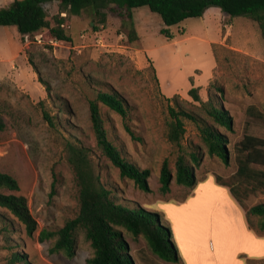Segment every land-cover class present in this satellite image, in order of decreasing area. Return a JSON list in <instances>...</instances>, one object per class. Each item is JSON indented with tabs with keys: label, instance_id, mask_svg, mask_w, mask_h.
<instances>
[{
	"label": "rangeland",
	"instance_id": "1",
	"mask_svg": "<svg viewBox=\"0 0 264 264\" xmlns=\"http://www.w3.org/2000/svg\"><path fill=\"white\" fill-rule=\"evenodd\" d=\"M11 1L5 0L4 4ZM43 6L54 24L59 1L51 0ZM133 14L138 34L134 41L130 40L121 17L109 11L104 24L92 11L68 15L66 23L70 27L65 31L71 40L57 44L50 43L48 37L39 42L35 37L38 32L25 39L18 35L15 25L0 26V62L16 65L10 69L0 63V109L6 122V128L0 130V172L17 178L20 189L15 193L27 197L38 222L37 230L29 235L24 224L0 207V264H19L12 260L16 251L26 255L32 264H88L94 255L82 230L76 234L73 257L50 251L55 238L39 240L42 229L57 230L79 211L78 187L66 150L68 141L91 149L101 181L113 188L118 203L160 212L166 225L171 226L168 211L165 217L166 211L160 204L181 203L196 188L178 184L174 176L170 192L162 193L159 176L166 158L174 175L177 157L184 153L194 164L198 182L218 177L220 182L238 187L235 174L238 158L243 154L237 150V144L246 133L264 137V121L247 114L251 105L264 112V37L259 24L246 16L232 17L220 8L170 27L147 6L134 8ZM165 28L173 37L162 32ZM121 32L127 34L126 38L120 36ZM42 33L48 35L49 31L44 29ZM17 47L22 48L23 55L12 62L7 55ZM40 77L49 83V91ZM217 86L222 88V94ZM192 87H198L202 101L212 98L229 111L232 130L220 126L206 113L201 101L189 94ZM99 91L117 92L126 101V119L103 104L101 114L109 138L122 154L141 168L151 170L150 192L122 177L97 147L89 101ZM170 107L193 112L223 132L228 138V163L209 153L198 124L192 120L185 119L181 146L170 141ZM44 110L53 116L52 126L45 120ZM192 152L200 156L198 163L191 159ZM252 166L264 170L263 165ZM240 187L243 191L244 187ZM259 203H264V188L249 193L243 202L249 227L259 237L247 242V247L261 252L255 257L240 253L238 257L244 264L264 262L261 218L248 213L251 206ZM209 208L202 207V212L175 210L183 230L177 233V244L182 236L185 246L202 249L203 215ZM215 218L219 225L216 250L229 261L226 247L236 243L238 236L221 217ZM123 230L135 264H175L156 255L143 235ZM220 244L224 250L219 248ZM199 255L202 252L192 253L201 264H212Z\"/></svg>",
	"mask_w": 264,
	"mask_h": 264
},
{
	"label": "trees",
	"instance_id": "2",
	"mask_svg": "<svg viewBox=\"0 0 264 264\" xmlns=\"http://www.w3.org/2000/svg\"><path fill=\"white\" fill-rule=\"evenodd\" d=\"M49 1L51 0H13L8 5L0 6V26L15 25L22 35L41 33L42 38L48 37L50 43L54 40L69 41L71 37L61 26L66 23L68 15H81L84 11H92L99 17V23L104 24L109 11L121 17L122 25L128 28L130 40L134 41L138 38L134 23V8L149 7L169 27L177 25L189 17H201L211 8H220L221 11L232 17L246 16L256 21L264 37V0H58L60 10L54 16V24L51 23L43 6ZM62 12H66L67 16H61ZM94 28L99 29L96 25ZM44 29L49 31L48 35L42 33ZM162 32L173 37L168 28L163 29ZM40 81L49 91V83L41 77ZM216 89L222 94L221 87L217 86ZM189 94L194 100L201 101L202 108L216 123L229 130L233 129V117L224 106L215 104L212 98L202 101L198 87H192ZM100 104L106 105L126 119L128 116L126 101L119 93L108 91H99L96 98L89 101L97 147L119 169L122 177L133 180L138 188L150 192L148 179L151 170L141 168L125 157L109 138ZM247 114L264 121V112L254 105L247 108ZM43 115L52 126L54 124L53 116L46 110L43 111ZM170 116L172 118L168 133L170 141L181 146V140L185 133V119L192 120L198 124L209 153L219 156L228 163V138L217 127L208 124L197 114L185 109L170 107ZM5 128L6 122L0 109V130ZM126 129L133 138H136L127 124ZM66 150L78 187L79 211L61 228L40 231V241L55 238L50 249L51 252H62L68 257H73L77 249L76 234L82 230L94 250V255L88 260V264H135L124 236L123 229H126L135 236L143 235L152 251L161 259L175 264H183L173 239L172 228L162 221L160 212L147 210L140 205L130 207L118 203L113 196V188H108L102 183L100 174L91 158V149L78 142L68 141ZM237 150L243 154L238 158V168L235 174L238 179V187L220 182L218 177L216 179L219 183L227 185L232 195L243 206L244 199L249 193L264 188V170L252 166L253 164L264 166V137L246 133L237 144ZM190 157L194 162H199L200 156L197 153H190ZM174 176L178 184L189 188H194L198 183L194 164L187 160L184 153L177 157L175 175L169 166L168 159L163 161L159 176L162 193L170 192ZM240 186L244 187L243 191ZM19 189V182L14 175L0 172V207L7 209L24 224L27 233L33 235L38 228V222L31 212L27 197L15 193ZM248 213L261 218L260 228L264 230V203L251 206ZM12 260L14 263L32 264L26 255L18 251L13 253ZM257 264H264V262Z\"/></svg>",
	"mask_w": 264,
	"mask_h": 264
},
{
	"label": "crops",
	"instance_id": "3",
	"mask_svg": "<svg viewBox=\"0 0 264 264\" xmlns=\"http://www.w3.org/2000/svg\"><path fill=\"white\" fill-rule=\"evenodd\" d=\"M4 1L5 0H0V6L6 5L4 4ZM16 32L18 33V35H21V37L25 36L18 31ZM13 53H15L16 55L13 56ZM22 55V48L18 49L17 47L16 51L13 50L10 54L7 55L10 56L7 59H10L12 60V62H14L16 58ZM0 63L3 65V67H5V65H8L10 69H12V67L14 66L16 67L15 63ZM160 205L161 209L166 211H163L165 217L168 211L167 219L171 223L173 239L178 247L182 259L181 262H183V264H201L199 261H196L194 259V256L192 257V253L196 254V252L197 254H199V252H202V255H199V257L211 261L212 264H244V262L238 257L240 253L248 254L250 257H255L257 255H260L261 253L251 250L247 247V242L251 240H258L259 237L253 231H251L245 212L243 211L240 203L232 195L230 188L225 184L219 183L217 180H215V178H208L206 180L198 182L193 194L187 200L181 203L165 202ZM205 206H211V208H209L210 210H206L207 212L203 215L204 236L201 241L202 249H190L188 245L185 246L182 236V241H179L177 244V233L182 230V227H180L179 223L177 222L176 212L180 213L181 210L202 212V207ZM172 209H174V211H172ZM175 210L177 211L175 212ZM216 216L221 217L228 228L230 230H233L238 236V241L236 243L232 244L228 248L226 247V249L229 251V261H225L223 253H220L216 250L217 239L215 233L217 232V230H219V225L217 224L218 222L215 218ZM219 248L224 250L225 247L220 244Z\"/></svg>",
	"mask_w": 264,
	"mask_h": 264
},
{
	"label": "built area",
	"instance_id": "4",
	"mask_svg": "<svg viewBox=\"0 0 264 264\" xmlns=\"http://www.w3.org/2000/svg\"><path fill=\"white\" fill-rule=\"evenodd\" d=\"M61 14L64 15V17L67 16V13H66V12H63V13H61ZM61 26H62L63 28L70 27V26H68V24H66V23L61 24ZM126 35H127V34L124 33V32H121V34H120V36L123 37V38H126ZM29 37H30L29 34H26V35H25V39H29ZM35 37L38 39L39 42L42 41V34H41V33H39V34L36 35ZM125 40H126V39H125ZM59 41H60V40H54V41H52V43L57 44Z\"/></svg>",
	"mask_w": 264,
	"mask_h": 264
}]
</instances>
